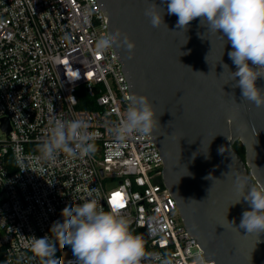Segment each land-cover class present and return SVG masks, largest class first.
Here are the masks:
<instances>
[{"label": "built area", "instance_id": "1", "mask_svg": "<svg viewBox=\"0 0 264 264\" xmlns=\"http://www.w3.org/2000/svg\"><path fill=\"white\" fill-rule=\"evenodd\" d=\"M109 33L98 0H0V264H39L29 248L32 237L55 239L50 229L62 222L63 209L89 199V193L105 211L114 194H123L124 212L147 251L171 254L173 264H196L201 253L215 264L163 183L164 159L154 138L120 143L108 132L133 95L115 48L95 50L96 40ZM82 89L96 110L79 107L86 101ZM76 118L97 133L95 155L72 160L61 154L55 164L37 163L50 121ZM18 159L29 169L19 168ZM150 227L159 231L152 234ZM56 258L58 264L75 259L70 246L57 247Z\"/></svg>", "mask_w": 264, "mask_h": 264}, {"label": "water", "instance_id": "2", "mask_svg": "<svg viewBox=\"0 0 264 264\" xmlns=\"http://www.w3.org/2000/svg\"><path fill=\"white\" fill-rule=\"evenodd\" d=\"M98 1L110 33L119 29L135 42L131 59L126 50H115L132 93L146 96L155 109L160 127L152 137L164 159L163 183L184 225L215 264H264V233L239 227L251 208L243 198L236 203L234 186L236 174L246 175L249 187L264 184V107L244 100L234 86L230 42L209 32L200 18L186 31L178 29V17L168 14L162 0ZM152 2L162 9L159 28L145 15ZM257 86L264 89V78ZM2 123L9 133V121Z\"/></svg>", "mask_w": 264, "mask_h": 264}, {"label": "clouds", "instance_id": "3", "mask_svg": "<svg viewBox=\"0 0 264 264\" xmlns=\"http://www.w3.org/2000/svg\"><path fill=\"white\" fill-rule=\"evenodd\" d=\"M162 3L167 4L169 15L178 17V29L186 31L190 22L200 18L209 32L223 40L227 38L232 47L228 56L237 69L230 71L232 80L236 81L234 86L241 89L244 100L264 107V89L257 86V80L264 78V0H162ZM145 15L155 28L164 24L162 9L154 2L145 9ZM135 47L129 35L119 29L95 42L97 53L121 48L128 52L129 59L134 55ZM223 67L228 68V65ZM158 127L159 121L149 99L133 94L129 97L126 113L112 122L108 132L116 141L124 143L137 136H152ZM88 129L89 123L83 118L50 121L49 129L36 150L35 161L55 164L61 154L72 160L91 158L97 151V133ZM220 152L223 153L222 148ZM16 163L23 170L29 169L22 159ZM40 172L43 173L44 168ZM206 179L218 180L211 175ZM234 186L240 197L236 203L243 198L251 208L243 212L239 227L257 236L264 233V184H251L249 187L248 177L236 174ZM89 197L63 209L62 222H55L50 229L55 239L32 237L29 248L39 264H58L57 247L63 249L65 246L71 247L75 258L68 264H145L153 258L159 264H173L171 254L162 256L147 251V241L142 234L134 233L124 212L125 207L111 201L109 210L105 211L97 198L91 193ZM123 203L125 205V200ZM149 230L152 234L159 231L156 227ZM196 264H208V261L197 253Z\"/></svg>", "mask_w": 264, "mask_h": 264}, {"label": "trees", "instance_id": "4", "mask_svg": "<svg viewBox=\"0 0 264 264\" xmlns=\"http://www.w3.org/2000/svg\"><path fill=\"white\" fill-rule=\"evenodd\" d=\"M82 91H84V95H85V100L86 101L85 102H82L79 107L81 109H84V110H90V111L96 110V107L93 105L92 100L89 97L87 91L86 90H83V89H82ZM235 149L238 151L239 155L243 159H245V148H244V146L240 142H237L235 144ZM8 159H9V162H12V157L11 156H8ZM65 247H67V246H65Z\"/></svg>", "mask_w": 264, "mask_h": 264}, {"label": "snow or ice", "instance_id": "5", "mask_svg": "<svg viewBox=\"0 0 264 264\" xmlns=\"http://www.w3.org/2000/svg\"><path fill=\"white\" fill-rule=\"evenodd\" d=\"M124 197L123 194L121 193H116L114 194L113 198H112V202L115 203H119L120 207H125L124 203H123Z\"/></svg>", "mask_w": 264, "mask_h": 264}]
</instances>
